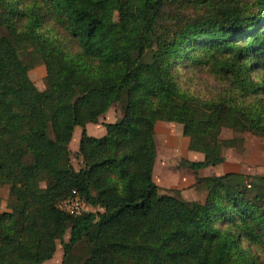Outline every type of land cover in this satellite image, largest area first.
<instances>
[{"label": "trees", "instance_id": "trees-1", "mask_svg": "<svg viewBox=\"0 0 264 264\" xmlns=\"http://www.w3.org/2000/svg\"><path fill=\"white\" fill-rule=\"evenodd\" d=\"M238 3L186 15L194 0H0V264H42L58 241L63 264H264V176L198 177L204 202L161 194L153 176L158 121L204 153L185 161L194 171L224 161L206 141L223 127L264 136V0ZM203 70L220 85L209 98L188 76ZM116 104L122 119L81 136L76 168V128ZM77 196L94 211L63 207Z\"/></svg>", "mask_w": 264, "mask_h": 264}, {"label": "rangeland", "instance_id": "rangeland-1", "mask_svg": "<svg viewBox=\"0 0 264 264\" xmlns=\"http://www.w3.org/2000/svg\"><path fill=\"white\" fill-rule=\"evenodd\" d=\"M202 1L194 0V3L199 6H190V3L181 9V13L186 15L202 13L203 4H199ZM210 1L212 3L218 1L223 8L230 11L239 8L238 0ZM243 1L247 2L250 0ZM20 56L28 66L31 78L43 90L46 87V67L42 58L30 47L23 48L20 51ZM188 76L192 87L200 90L204 98L212 97L217 88H220L216 77L206 72V70L193 75L189 72ZM123 115L122 105L116 104L96 123L90 122L76 128L70 144L72 163L76 168L82 166L81 158L75 154L81 136L84 134L103 136L106 133L105 123L117 122L122 119ZM102 126L103 128H101ZM155 138L157 159L153 176L161 194H172L188 201L204 202L207 197V191L198 187V177L218 176L229 172L264 176V136L223 127L217 137L207 138L206 141L216 146L224 157V161L218 165L208 166L198 171L190 169L185 164V161H202L205 155L203 152L191 149L190 138L184 134L183 125L176 122L158 121ZM11 203L12 199L8 187H0V212L9 211ZM69 238L70 233L68 232L65 236V241H68ZM75 252L79 254L81 248L78 247ZM63 260V246L61 241H58L54 256L42 264H63Z\"/></svg>", "mask_w": 264, "mask_h": 264}, {"label": "built area", "instance_id": "built-area-1", "mask_svg": "<svg viewBox=\"0 0 264 264\" xmlns=\"http://www.w3.org/2000/svg\"><path fill=\"white\" fill-rule=\"evenodd\" d=\"M63 207L72 214H81L86 211H94V208L91 207L85 200L80 197H71L66 199L63 202Z\"/></svg>", "mask_w": 264, "mask_h": 264}, {"label": "crops", "instance_id": "crops-1", "mask_svg": "<svg viewBox=\"0 0 264 264\" xmlns=\"http://www.w3.org/2000/svg\"><path fill=\"white\" fill-rule=\"evenodd\" d=\"M99 126H101V125H99ZM100 128V127H99ZM101 128H103V126L101 127ZM92 136H94V135H92ZM70 144H71V142H70ZM70 149H71V145H70ZM77 150H78V148H76Z\"/></svg>", "mask_w": 264, "mask_h": 264}]
</instances>
